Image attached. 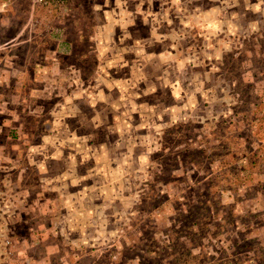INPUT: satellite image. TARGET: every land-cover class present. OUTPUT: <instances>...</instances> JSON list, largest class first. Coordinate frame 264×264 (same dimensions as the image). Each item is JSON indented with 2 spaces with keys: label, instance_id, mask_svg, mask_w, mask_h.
I'll use <instances>...</instances> for the list:
<instances>
[{
  "label": "rangeland",
  "instance_id": "rangeland-1",
  "mask_svg": "<svg viewBox=\"0 0 264 264\" xmlns=\"http://www.w3.org/2000/svg\"><path fill=\"white\" fill-rule=\"evenodd\" d=\"M46 220L23 264H264V0H0L8 264Z\"/></svg>",
  "mask_w": 264,
  "mask_h": 264
},
{
  "label": "crops",
  "instance_id": "crops-1",
  "mask_svg": "<svg viewBox=\"0 0 264 264\" xmlns=\"http://www.w3.org/2000/svg\"><path fill=\"white\" fill-rule=\"evenodd\" d=\"M73 180H77V188L76 190H80L82 189V183L81 182H85V179L83 177H78V178H75L73 176ZM64 183V182H63ZM43 184V181L41 180L40 182V185ZM65 184V183H64ZM74 183L73 184H69V183H66L64 186H66L67 188L69 186L71 187H74ZM28 188V187H27ZM30 189V188H29ZM43 189V188H42ZM46 191L48 192L47 194H45V196H42L41 194H39L36 190L35 194H33L31 197H27V200H28V204H31L32 202L38 200L39 203H41L42 201H44L45 199H47L48 197L52 200L54 199V201L56 202L57 199H58V204L57 203H49V204H46V206H50V210L51 212L49 211L47 216H52V218H55V217H58L57 214L54 215V211L55 210V207H57L56 205H60V200L61 199H68V198H76L78 196H85L86 193H87V190L85 189V191H82V192H64L61 194V192H54L55 190H53L52 188L51 189H46ZM30 193V190H28V194ZM73 196V197H72ZM32 200V201H29V200ZM24 204L27 205V202H25ZM42 205V203H41ZM37 206V205H36ZM39 207V206H38ZM34 207L32 208H28V209H23L22 213H24L25 211L29 210V209H33ZM42 211V212H41ZM65 211H66V206H65ZM66 214V213H64ZM26 215V213L24 214ZM46 212H43L42 210V206L40 207V211L38 214H36V218H39L41 219L42 218H45L46 219ZM26 218V217H24ZM6 220H9V217H5ZM67 219V218H66ZM4 219H2V225L5 224V221ZM68 220L65 221V224ZM38 223V225L36 224ZM35 223V226H34V230H36V232H33L32 233V229L33 228H27L25 230V238H23L25 241H26V245L25 246H18V249H17V258L20 262V264L22 263H26V262H45L49 257L51 258L54 251H56V249L54 248V245H56L55 242H59V240H65L67 241L69 239V237H64L62 239L61 235H57V238L54 239V236L53 234L51 233V231L49 230V223H47V220L44 221V224H46V228H44V224L43 221H38ZM40 223V224H39ZM67 226V225H66ZM75 227H78V229L82 228V224H76ZM48 228V229H47ZM68 228V227H67ZM40 231V232H39ZM48 236H47V235ZM10 236V235H8ZM13 238V237H12ZM8 240V239H6ZM55 240V241H54ZM10 243H9V247L12 246V240H9ZM6 244H5V241L3 242L2 239H0V264H8L10 261H11V257H12V253L10 250H9V247H8V250H6ZM52 252V253H51ZM49 253H51L49 255ZM21 254L23 256H21ZM14 257V256H13ZM46 259V260H45Z\"/></svg>",
  "mask_w": 264,
  "mask_h": 264
},
{
  "label": "built area",
  "instance_id": "built-area-1",
  "mask_svg": "<svg viewBox=\"0 0 264 264\" xmlns=\"http://www.w3.org/2000/svg\"><path fill=\"white\" fill-rule=\"evenodd\" d=\"M41 1V0H40ZM10 241L9 240H6L5 244L6 245H9Z\"/></svg>",
  "mask_w": 264,
  "mask_h": 264
}]
</instances>
